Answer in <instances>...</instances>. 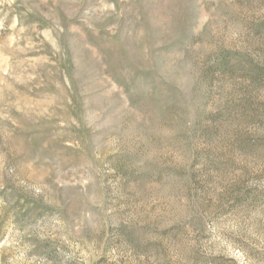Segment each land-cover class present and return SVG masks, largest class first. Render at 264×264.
Wrapping results in <instances>:
<instances>
[{
	"label": "rangeland",
	"instance_id": "374dc122",
	"mask_svg": "<svg viewBox=\"0 0 264 264\" xmlns=\"http://www.w3.org/2000/svg\"><path fill=\"white\" fill-rule=\"evenodd\" d=\"M0 264H264V0H0Z\"/></svg>",
	"mask_w": 264,
	"mask_h": 264
}]
</instances>
